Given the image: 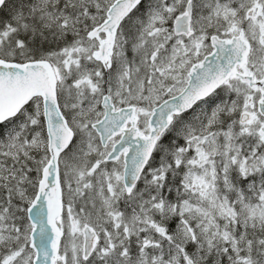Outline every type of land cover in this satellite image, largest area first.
<instances>
[{
  "label": "snow or ice",
  "instance_id": "6c2138e0",
  "mask_svg": "<svg viewBox=\"0 0 264 264\" xmlns=\"http://www.w3.org/2000/svg\"><path fill=\"white\" fill-rule=\"evenodd\" d=\"M0 264H264V0H0Z\"/></svg>",
  "mask_w": 264,
  "mask_h": 264
}]
</instances>
